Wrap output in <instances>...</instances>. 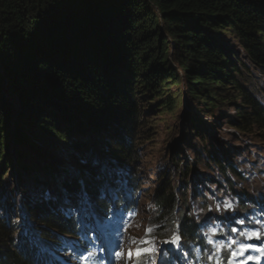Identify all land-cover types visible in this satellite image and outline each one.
<instances>
[{
  "label": "trees",
  "instance_id": "trees-1",
  "mask_svg": "<svg viewBox=\"0 0 264 264\" xmlns=\"http://www.w3.org/2000/svg\"><path fill=\"white\" fill-rule=\"evenodd\" d=\"M228 33L243 49L249 64L264 76V0H0L1 142L12 122V101L18 118L33 125L45 139H38L40 143L48 147L56 139H68L72 146H81L86 155L90 154L86 146L94 136L114 142L111 149L102 147L108 162L99 172L100 165L92 169L85 165L84 169L80 161H76L73 171L55 166L57 170L50 163L51 168L48 160L46 166L33 168L26 160V152L18 154L21 161L15 178L19 185L28 182L29 186H25L35 190L46 183L52 187L58 183L61 188L52 191V199L43 193L35 195L40 203L26 209L24 223L29 227L21 236L15 224L10 223L11 215L5 207L7 217L0 218V264H47L39 256L37 241L52 244L61 239H78L79 227L85 225L78 226L74 215H66L71 213L58 206L60 198L67 201L66 208L78 207L81 199H89L91 211L98 218L105 217L111 206L134 210V201L129 198L140 193L136 172L140 159L135 143L143 134L139 131L143 129L141 97L135 88L144 86L147 92L161 98L164 111L174 107L166 95L170 86L181 85L189 103L205 107L207 113L223 104L231 105L236 115L230 125L239 134L264 144V100L260 101V91L242 74L249 68L237 57L233 61L236 54L218 38ZM169 57L181 75L169 65ZM86 126L89 129L83 135ZM115 129L121 132L122 141L120 134L113 132ZM12 141L13 152L25 147L32 152L38 150L22 126L15 128ZM205 141L200 137L196 143L206 149V157L197 153L195 160H213L222 177L229 170L234 180L243 184L242 189L233 187L227 179L233 187L230 196L250 193L248 183L238 172L224 169L213 159ZM6 152V147L0 152V163ZM174 161L173 166L181 163ZM23 170L33 173L20 176ZM86 172L90 173V181L84 179ZM40 173L44 175L37 176ZM73 173H79L80 182ZM185 173H178L184 177L183 183ZM55 175L70 180L59 183ZM174 176H162L150 196L148 225H157L153 234L158 237L176 232L177 240L186 245L181 249L182 264L186 255L193 258L194 250L206 244L186 199V185L178 188L172 181ZM178 176L176 183L180 181ZM107 192L114 193L115 198L106 197ZM238 198L239 211H248L250 206L245 200L249 199ZM2 202H7L6 197ZM83 206L84 203L79 205L78 210L86 214ZM166 224L169 225L164 227ZM136 250L141 252H136L132 264H145L151 258L140 247ZM200 261L199 264H232L225 254L216 259L204 253ZM167 264H171L169 260Z\"/></svg>",
  "mask_w": 264,
  "mask_h": 264
},
{
  "label": "rangeland",
  "instance_id": "rangeland-1",
  "mask_svg": "<svg viewBox=\"0 0 264 264\" xmlns=\"http://www.w3.org/2000/svg\"><path fill=\"white\" fill-rule=\"evenodd\" d=\"M218 38L236 54L233 61L238 58L249 68L248 71H242V74L245 78H249L252 87L260 91V95L258 94L257 96L260 101H263L264 76L261 71L249 64L243 49L237 44L231 33L223 34ZM168 61L169 65L180 74V69L173 62V58L169 57ZM237 66L239 65L237 64ZM246 85H248V89L252 90L248 83ZM135 89L137 90L136 94L139 98L141 97L140 108L143 114V129L139 131L141 132L140 134H143L135 143V151L140 159L136 170L140 179V193L134 194L135 196L132 195L129 198V200L134 201V210L132 212L128 208L127 211L123 208L116 210L111 206L108 208L105 217L96 218V213L91 211L89 199L83 198L78 202V206L84 203L83 209H85L86 214H83L78 210L79 207L66 208L68 206L67 201L60 198L58 206L61 209H66V213H71L66 214L67 216L74 215L78 219V222L76 221L78 226L84 223V220L88 221L89 225H85L80 238L75 240H83L85 246L79 243H72L67 241V239H61L58 243L51 241L52 244L39 240L37 241V247L40 250V254L44 253L47 255L50 261H52L51 257L54 258L56 264H68L70 262L69 257L72 254L85 250L83 246L86 251L91 249V239L101 237L94 233L95 230L99 231L101 235L114 232L113 235L106 236L109 248L118 245L120 238L122 239V245L116 247L110 253H118V264H131L130 259L134 258L135 260L136 258L137 247L151 255V258L146 259L145 264H162V261L163 264H167L168 260L171 264H181V249L186 248V245L177 240L176 232L165 237H158L153 234L157 225H148L151 211L149 198L153 194L157 183L160 182L162 176H165L162 178L165 179L170 175H175L172 181L178 185V188H182V184L186 185V199L191 206L192 213L196 216L197 223L201 225L203 242L206 244L203 249L197 247L194 250V257L191 259L185 254L187 257V260L184 258L185 262L187 264H199L201 263L200 256L205 253L208 258L217 259L225 254L226 260L232 264H249L251 261L247 256L253 251L263 252L260 248L264 250V144L252 141L250 136L239 134L230 125L236 115L234 107H231V105L226 106L223 104L207 113L205 107L189 103L187 96L184 94V86L181 85L179 88L170 86L166 95L171 97L174 107L171 111H164L160 107L162 99L156 97L152 91L147 92L144 86ZM11 105L13 106V116L9 126L10 129L6 133L7 136H3L2 142L0 140V152H4L5 147L8 148V152L4 155V160L0 163V186L3 185L0 189V218L5 219L7 217L4 212L5 207L9 209V215H11L10 223L15 224L17 229H19L17 234L21 236L26 231L25 227H29V225L26 226L24 223L25 217H27L26 209L32 203H40V199H35V195H42L41 193H43L52 199V191L57 188L60 190L61 187L58 183H55L52 187L46 182V186H39L35 190L25 186L28 182L24 185H19L17 178H15L17 175L15 173L17 168L20 167L21 161L18 158V154H25L26 152V160L32 163L33 168L46 166L48 160V166L51 163L59 170L73 171L76 170V161H80L84 163L83 167L89 165L88 168L91 169L100 165L97 170L99 172L102 164L108 162L107 157L102 155V149H104L102 147L111 149L114 142L110 140L107 143V139L100 137L97 138L100 140L98 143L94 136L90 139L92 140L91 144L86 146V151L90 150V154L86 155L84 154L85 150H82L81 146H72L73 143L68 139L65 141L56 139L57 141L50 143L51 146L48 147V145L40 143L44 137L33 125L18 118V111L15 109L13 101ZM189 122L196 126H190ZM17 126L24 127L27 139L37 147V151L32 152L25 147L24 149L16 148L13 152V146L15 145L12 141L13 132ZM84 128L83 135L89 129L87 126ZM197 128L201 134H199V131L197 132ZM113 132L116 135H122L118 129ZM68 136L69 132L67 133V138ZM124 137H126L125 134ZM200 137L206 140V145L210 148L213 159H217L224 166V169L238 172L243 181L246 180V183H248L251 190L250 193L245 194L242 192L243 196H238L241 199H249L248 201L245 200L246 205L250 206L248 211L241 213L239 211L241 210L238 203L239 198L235 194L230 196L233 187L242 189L243 184L236 182L229 170L227 175L222 177L213 160H195L197 153H200L202 158L206 157V149H204L203 145L196 143ZM119 139L122 141V136ZM90 145L91 148H89ZM88 155L90 156L88 157ZM176 159L180 160L181 163L178 166H173L172 164H174ZM108 166L115 168L114 164L111 163ZM49 167L52 168V165ZM84 169L87 168L84 167ZM183 170L186 172L184 183V177L178 176V173L183 172ZM31 173L33 172L29 171L27 173L23 170L20 176L30 175ZM88 173H85L87 177L84 179H89L90 181ZM38 175L44 174L40 173ZM56 175L54 178L59 183L67 178ZM72 175L80 182L79 173H73ZM177 176L180 178L178 183H176ZM67 179L70 180V177ZM84 179L82 180L85 181ZM227 179L233 184V187H230ZM5 197L7 202L4 204L2 198ZM106 197L111 200L115 198L112 192H107ZM80 213H82V218H80ZM228 216L232 217V219H227ZM32 223L30 222V225H33ZM37 225L36 223L35 227ZM168 225L166 224L164 227ZM164 227H160V229ZM87 234L89 238H87ZM240 235H243L244 238L239 240L238 236ZM96 243L99 245L97 241ZM228 249H230L233 257H231ZM170 250L172 253H170ZM141 256L142 254H140ZM262 259L263 257L255 259L253 262L255 264H264ZM185 262L183 263L185 264ZM79 263L104 264L101 250L94 249L90 251L83 259L76 260L75 264Z\"/></svg>",
  "mask_w": 264,
  "mask_h": 264
}]
</instances>
